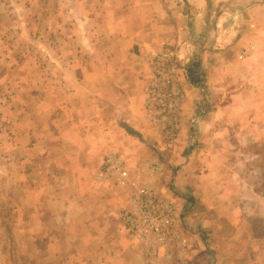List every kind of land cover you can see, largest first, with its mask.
Here are the masks:
<instances>
[{
	"label": "crops",
	"instance_id": "1",
	"mask_svg": "<svg viewBox=\"0 0 264 264\" xmlns=\"http://www.w3.org/2000/svg\"><path fill=\"white\" fill-rule=\"evenodd\" d=\"M163 46L175 47L181 67L182 147L203 102L211 119L236 118L247 105L264 103L257 91L249 97L244 82L264 63V0H0V89L11 91L8 102L16 106L1 146L17 168L10 194L1 175L0 233L9 216L13 264H145L119 209L132 181L144 178L138 163L156 150L144 86L150 52ZM243 48L248 54L240 55ZM121 138L136 149L122 152ZM109 152L127 160L126 189L96 179ZM172 195L184 215L185 199ZM241 215L221 210L217 222ZM182 218L187 264H264V243H249L253 256L237 241L208 246L199 236L207 220L197 215L189 225Z\"/></svg>",
	"mask_w": 264,
	"mask_h": 264
},
{
	"label": "rangeland",
	"instance_id": "2",
	"mask_svg": "<svg viewBox=\"0 0 264 264\" xmlns=\"http://www.w3.org/2000/svg\"><path fill=\"white\" fill-rule=\"evenodd\" d=\"M262 65L259 71L253 72L252 77L251 73H246L247 79L244 82L248 86L249 97L255 95L254 93L257 91L260 95L259 100L264 102V63ZM1 89L0 200L3 195L1 192L4 191L1 186V175L10 186L9 194L12 191V181L17 182V168L12 162V158L3 149L4 146H1L9 141L8 138L1 137V134L7 132V117L9 114L11 115L16 106L8 102L12 100L11 91ZM262 96L263 98H261ZM207 103L208 101L203 102L202 106H198V109L194 111L195 120L201 113L200 121L203 120L204 123L202 136L200 138L197 136L195 139V133L192 132L194 120L190 125L192 131L190 130L191 137L187 138L189 141L184 143L183 147L181 146V137L177 142L179 162L176 163L174 169L170 168L168 172L170 180L167 182V187L169 191L182 195L185 199L184 204H187L184 206V209L187 208L184 214L186 223L193 224L197 215L199 218L207 220L206 230L199 233L205 245L219 243L226 246L230 242L237 241L239 245L245 243L246 250L248 249L253 256L256 250L252 246L248 248L250 247L249 243H260V246L261 243H264V103L255 107L247 105L245 110L242 109L244 113L241 116L230 117V119L215 116L214 119H211L208 116L210 108L207 107ZM201 108L202 111H200ZM234 112L236 113V111ZM3 129L4 131H2ZM121 140V151L126 152L128 150L126 149V140L124 141L122 138ZM131 146V150L128 151L136 149L133 143ZM155 151L154 153L150 151V154L156 156ZM139 153L141 157H145L144 149ZM197 156L199 160L193 169L182 167L186 166L189 160L196 159ZM181 158L184 159L183 162ZM125 162L127 164V160ZM174 175H177V179L172 183ZM13 186L15 185L13 184ZM187 196L192 197V200L187 201ZM175 200L181 210V201L176 197ZM188 202H191V207H188L190 205ZM221 210L230 212L237 210L242 215L241 218L222 217L217 222ZM184 215L182 212L181 219ZM10 219L9 216L5 218L3 224L7 230L0 233V264H13L17 260L16 245L11 243L8 236ZM215 227H217L216 232H214ZM199 229V226L196 225V230ZM261 248L264 249L262 246Z\"/></svg>",
	"mask_w": 264,
	"mask_h": 264
},
{
	"label": "built area",
	"instance_id": "3",
	"mask_svg": "<svg viewBox=\"0 0 264 264\" xmlns=\"http://www.w3.org/2000/svg\"><path fill=\"white\" fill-rule=\"evenodd\" d=\"M246 52L244 48L240 55ZM149 65L150 76L144 86V118L155 136L156 149L166 153V157L156 155L138 163L144 178L132 181L119 216L145 264H187L188 241L182 235V212L167 187L168 172L176 167L171 157L180 140L184 95L175 47L152 50ZM194 120L192 117L191 121ZM130 176L129 166L117 152L104 154L96 173V179L107 180L119 189L128 187Z\"/></svg>",
	"mask_w": 264,
	"mask_h": 264
}]
</instances>
